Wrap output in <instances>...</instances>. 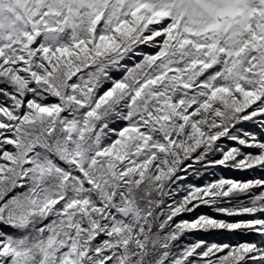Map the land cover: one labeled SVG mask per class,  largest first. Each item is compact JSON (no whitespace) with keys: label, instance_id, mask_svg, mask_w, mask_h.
I'll list each match as a JSON object with an SVG mask.
<instances>
[{"label":"snow or ice","instance_id":"6c2138e0","mask_svg":"<svg viewBox=\"0 0 264 264\" xmlns=\"http://www.w3.org/2000/svg\"><path fill=\"white\" fill-rule=\"evenodd\" d=\"M0 264H264V0H0Z\"/></svg>","mask_w":264,"mask_h":264}]
</instances>
